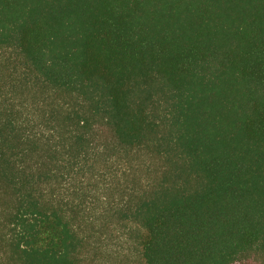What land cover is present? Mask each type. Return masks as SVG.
Here are the masks:
<instances>
[{
    "label": "trees",
    "instance_id": "16d2710c",
    "mask_svg": "<svg viewBox=\"0 0 264 264\" xmlns=\"http://www.w3.org/2000/svg\"><path fill=\"white\" fill-rule=\"evenodd\" d=\"M109 185L143 264L264 256V0H0V264H80Z\"/></svg>",
    "mask_w": 264,
    "mask_h": 264
},
{
    "label": "rangeland",
    "instance_id": "374dc122",
    "mask_svg": "<svg viewBox=\"0 0 264 264\" xmlns=\"http://www.w3.org/2000/svg\"><path fill=\"white\" fill-rule=\"evenodd\" d=\"M106 188V184L101 182ZM113 186H108L104 193H97L91 197L92 207L105 214L96 215L92 225L83 228V235L89 236L86 251L81 256L80 264H143L140 255V227L129 221L110 219L114 213L110 206L116 203V195ZM89 210V209H88ZM107 210V211H106ZM238 264H264V256L261 254H249L239 260Z\"/></svg>",
    "mask_w": 264,
    "mask_h": 264
}]
</instances>
